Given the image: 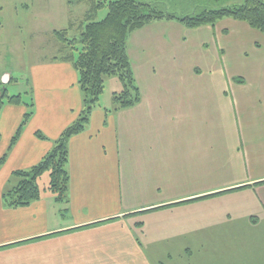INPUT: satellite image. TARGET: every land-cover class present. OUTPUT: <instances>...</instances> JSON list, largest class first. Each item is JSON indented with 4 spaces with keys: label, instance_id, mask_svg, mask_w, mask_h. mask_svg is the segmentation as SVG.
I'll list each match as a JSON object with an SVG mask.
<instances>
[{
    "label": "crops",
    "instance_id": "1",
    "mask_svg": "<svg viewBox=\"0 0 264 264\" xmlns=\"http://www.w3.org/2000/svg\"><path fill=\"white\" fill-rule=\"evenodd\" d=\"M59 49L28 70L32 115L12 145L28 107L0 111V264H173L196 252L206 264H264V36L232 18L132 32L139 101L98 102L67 140L64 201L45 187L9 207L14 172L40 162L82 109Z\"/></svg>",
    "mask_w": 264,
    "mask_h": 264
},
{
    "label": "trees",
    "instance_id": "2",
    "mask_svg": "<svg viewBox=\"0 0 264 264\" xmlns=\"http://www.w3.org/2000/svg\"><path fill=\"white\" fill-rule=\"evenodd\" d=\"M221 1V0H218ZM69 3H85L86 11L79 25L72 23L66 29L53 31L60 43V59L73 64L78 74V86L82 94V109L77 119L68 125L55 141L52 149L29 170L14 172L18 178L16 186L4 191L2 198L9 207L26 206L40 198L38 179L48 174L47 190L55 195L57 201H64L68 192L69 175L67 140L84 130L92 110L98 105L103 93L105 78L117 76L122 90L113 93V107L109 111L129 108L139 101L138 87L127 54V40L132 32L155 20H175L188 28L214 25L224 18L245 22L264 36V1L243 0L240 5L223 6L218 9H205L194 16L179 17L164 12L154 1L141 0H67ZM106 8L103 18L96 13ZM76 37L68 38L67 31L75 28ZM75 52L77 55H75ZM13 78L10 77L8 83ZM238 82L243 79L236 78ZM7 83V84H8ZM7 84L0 82V111L5 103L25 104L28 109L23 115L11 144L20 135L23 126L32 115V102L26 101L22 94L8 95ZM26 92L24 94H28ZM42 137L40 133H36Z\"/></svg>",
    "mask_w": 264,
    "mask_h": 264
},
{
    "label": "rangeland",
    "instance_id": "3",
    "mask_svg": "<svg viewBox=\"0 0 264 264\" xmlns=\"http://www.w3.org/2000/svg\"><path fill=\"white\" fill-rule=\"evenodd\" d=\"M64 1L67 4H64ZM242 2L243 0H155L158 9L179 17L194 16L205 9L237 6ZM23 4H26L27 7ZM65 5H69L67 0H0V66L5 64L13 73L12 76L15 77V80L7 84L8 95L22 94L24 99L28 100L29 93L24 94L31 92L28 70L37 62L58 54L59 44H56L58 40L55 36L53 37V29H66L70 23L79 25L87 4H72L63 9L62 7ZM48 13H53L51 18L53 22H48L50 20ZM105 14L106 8H102L97 11L96 18L101 19ZM47 18L48 20H46ZM77 34L76 27L67 31V36L70 39L76 37ZM75 55H77L76 52ZM109 77L115 81L119 80L117 76ZM109 77L105 78L104 90L99 98V103L107 104L106 106H112L113 93H119L122 90V87L114 89L116 88L114 82H106ZM47 182V173L38 179L37 183L41 193ZM173 257V264H206V260H200L202 253L185 255L183 259H179L176 255Z\"/></svg>",
    "mask_w": 264,
    "mask_h": 264
},
{
    "label": "water",
    "instance_id": "4",
    "mask_svg": "<svg viewBox=\"0 0 264 264\" xmlns=\"http://www.w3.org/2000/svg\"><path fill=\"white\" fill-rule=\"evenodd\" d=\"M8 81H9V75H8L7 73H5V74L2 76V78H1V83L5 85V84L8 83Z\"/></svg>",
    "mask_w": 264,
    "mask_h": 264
}]
</instances>
